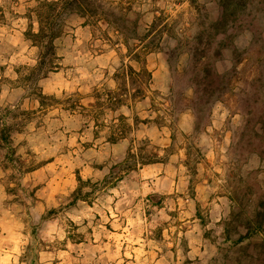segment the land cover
<instances>
[{"label":"rangeland","instance_id":"obj_1","mask_svg":"<svg viewBox=\"0 0 264 264\" xmlns=\"http://www.w3.org/2000/svg\"><path fill=\"white\" fill-rule=\"evenodd\" d=\"M43 1L0 0V204L22 264H264V0L224 26L220 0H46L52 54L30 35ZM192 47L221 83L193 86Z\"/></svg>","mask_w":264,"mask_h":264},{"label":"trees","instance_id":"obj_2","mask_svg":"<svg viewBox=\"0 0 264 264\" xmlns=\"http://www.w3.org/2000/svg\"><path fill=\"white\" fill-rule=\"evenodd\" d=\"M78 0H66L64 3L65 7H69V6H73ZM244 0H220V9H219V17L216 20V24L215 25H223L227 24L228 21V16H235L238 13L239 7H241V3ZM255 1V0H253ZM59 2L58 1H43L41 6H40V20L38 21L39 23V29L37 33H30V35L33 38H36V41H40L43 42L44 40H46V45L45 48L47 49V52H49V54H52V51L54 50V45H53V41L54 39L58 38L60 36L59 32H56L55 29V21L54 19H52L51 14L55 13L58 11L59 8ZM44 15L46 17H44ZM44 19V21H43ZM46 25V26H45ZM47 27L48 30L47 31ZM141 44L142 42H144L142 39H137ZM144 50H148L149 46H144L142 47ZM190 53V61L188 62L187 67L185 68V73H190L189 72V68L193 67L192 69V73H190L191 75L193 74V81L194 85L198 87V82H201L202 79L204 80L203 82H207L212 78H215L216 80H218L219 83H221V79L223 76H221L220 74L214 72V70L212 68H210V66L208 64V61H204V59L207 58V53L205 50L201 51L199 49V47H192L189 51ZM168 54V53H167ZM169 56V54H168ZM45 55L42 56V58L40 59V62L38 64V66L36 67V70L38 72L43 71L46 66V61H45ZM208 60V59H207ZM50 67L49 69H47L45 72H43V78L47 77V74L49 72H52L53 69L58 68V66L54 63H50ZM128 68V70H126V75H139L140 73L138 71H136L131 65H127L126 66ZM203 77V78H202ZM151 79V75H149V80ZM208 85V83H207ZM194 88V87H192ZM194 90V89H193ZM207 90H203V92H206ZM199 89L197 92V89L195 91V94L199 95ZM201 96V95H199ZM197 97V98H201V97ZM196 98V99H197ZM119 121L124 122L123 125L121 126V128L117 129V131L111 136V138L108 140L109 142H111L112 144H116L119 141H122L125 139L124 135H125V126L126 127H130V125L127 123V119L125 117H120ZM7 139V137L4 136L5 140ZM152 163H156V161L154 160H147V161H143L142 165H148V164H152ZM78 182L81 184L84 182V180L78 176ZM52 212V211H51Z\"/></svg>","mask_w":264,"mask_h":264},{"label":"crops","instance_id":"obj_3","mask_svg":"<svg viewBox=\"0 0 264 264\" xmlns=\"http://www.w3.org/2000/svg\"><path fill=\"white\" fill-rule=\"evenodd\" d=\"M43 166L36 167L33 172L28 173L29 175L35 177L40 174ZM37 178H35L36 180ZM2 186V181H0V187ZM37 201V200H36ZM39 203V201H37ZM2 205L0 204V208ZM0 209V264H22L20 259L16 256L15 252L19 251L22 246L23 232L20 228L9 229L5 225L7 222L16 223L17 219L21 216L16 211H8ZM10 216V220L6 219ZM8 226V225H7ZM10 240L12 242H10Z\"/></svg>","mask_w":264,"mask_h":264}]
</instances>
